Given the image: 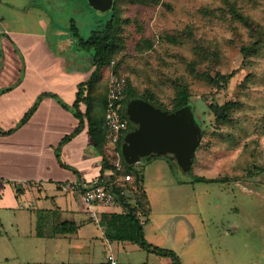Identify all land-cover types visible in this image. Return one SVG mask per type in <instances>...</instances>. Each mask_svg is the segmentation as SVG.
Returning <instances> with one entry per match:
<instances>
[{
  "label": "rangeland",
  "instance_id": "1",
  "mask_svg": "<svg viewBox=\"0 0 264 264\" xmlns=\"http://www.w3.org/2000/svg\"><path fill=\"white\" fill-rule=\"evenodd\" d=\"M85 1L86 12L74 14L72 6L53 12L62 31L75 24L87 37L106 25L111 10ZM117 6L120 42L98 76L100 89L119 73L137 93L148 90L172 109L178 89L187 87L203 133L188 168L172 155L131 167L129 199L143 195L150 207L146 239L174 250L181 264H264V0H122ZM254 43L256 52L245 57L242 47ZM235 69L228 82H217L219 73ZM228 101V118L219 119L210 103ZM191 173L216 180L191 181ZM94 228L76 243L60 241L59 255L69 250L70 256L53 263L38 261L42 254L28 229L0 225V264H108L111 254L119 264L172 261L130 240L108 243L101 227Z\"/></svg>",
  "mask_w": 264,
  "mask_h": 264
},
{
  "label": "crops",
  "instance_id": "2",
  "mask_svg": "<svg viewBox=\"0 0 264 264\" xmlns=\"http://www.w3.org/2000/svg\"><path fill=\"white\" fill-rule=\"evenodd\" d=\"M71 2L49 0L47 7L45 0H0V225L18 233L28 229L42 254L38 261L53 263L70 256L69 250L59 255L60 241L76 243L95 226L111 243L103 215L126 211L119 200L95 206L83 197L78 183L98 182L104 158L88 121L65 139L79 123V84L93 71L90 53L78 46L72 30L63 34L53 14L70 6L74 14L86 12L85 0ZM149 214L148 206L140 215L143 224Z\"/></svg>",
  "mask_w": 264,
  "mask_h": 264
},
{
  "label": "trees",
  "instance_id": "3",
  "mask_svg": "<svg viewBox=\"0 0 264 264\" xmlns=\"http://www.w3.org/2000/svg\"><path fill=\"white\" fill-rule=\"evenodd\" d=\"M122 0H113V4L110 8L111 17L107 21L106 25L101 29H94L91 31L89 36L85 37L80 33L78 26L72 24L73 34L78 40V46L85 49L91 58V63H94L95 69L92 71L91 77L86 82L79 84L78 98L75 103L76 116L79 119V123L75 131L66 136L68 139L78 133L88 121L91 132L94 136L96 146L98 150L103 154V164L101 169V174L98 179V183L104 184L110 188L115 194L117 199L122 202L125 207V212H113L109 214H104V220L108 228V237L110 239H120V240H130L149 252L162 253L172 257V261L169 264H181V259L179 255L172 249L161 247L159 245H154L149 242L144 234V224L140 219V215L148 211L146 207L145 196L139 195L134 204L130 202V196L127 194V189L132 188V181L125 179L127 174H132L131 167L134 166L133 162L128 163L122 155V142L125 133L133 127L132 122L127 118L124 113V107L122 109V115L129 121V129L121 134L120 140L116 147L115 153H110L108 150L107 138H106V120L105 112L108 97V87L101 88L97 83L101 78L99 74L101 70L108 65L111 58L116 55L117 46H119L120 36H119V23L121 21L120 9L117 4ZM73 20V19H72ZM256 44L246 45L242 47V51L245 57L250 56L252 53L256 52ZM237 70H233L228 73H219L217 82H228V80L236 74ZM99 78V79H98ZM190 91L187 87H180L174 98L175 106L171 110L178 108L190 109ZM143 97L153 102L154 104L166 108L154 100L153 95L150 91H146L143 94L137 93L133 88L130 87L129 82L127 86V92L123 105L132 98ZM85 103V111L81 109L79 102ZM211 107H214L215 113L219 119H227L228 111L231 107V102L228 101L223 105H213L210 103ZM31 109L23 118L25 122L32 113ZM196 122V120H195ZM197 123V122H196ZM201 143V142H200ZM200 145V144H199ZM198 145V146H199ZM121 160V169L117 167V160ZM123 177V180L119 182V179ZM216 178H208L202 175L191 173V181H214ZM141 189L142 187L139 186ZM145 194V193H144Z\"/></svg>",
  "mask_w": 264,
  "mask_h": 264
},
{
  "label": "water",
  "instance_id": "4",
  "mask_svg": "<svg viewBox=\"0 0 264 264\" xmlns=\"http://www.w3.org/2000/svg\"><path fill=\"white\" fill-rule=\"evenodd\" d=\"M98 9H110L113 0H89ZM124 113L132 122L122 142V155L128 162L143 157L172 155L185 167L193 163L195 151L202 140V130L190 109H165L143 97L126 102Z\"/></svg>",
  "mask_w": 264,
  "mask_h": 264
},
{
  "label": "built area",
  "instance_id": "5",
  "mask_svg": "<svg viewBox=\"0 0 264 264\" xmlns=\"http://www.w3.org/2000/svg\"><path fill=\"white\" fill-rule=\"evenodd\" d=\"M127 86L128 79L126 76L119 73H112L108 87L105 112L107 127L106 137L109 142L108 150L110 153L116 152V147L121 134L129 129V121L122 115V109L124 107L123 101L126 96ZM116 163L118 169H121V160L118 159ZM125 179L132 180V175L127 174ZM78 185L82 187L83 197L89 205L107 206L118 203L116 194L104 184L95 182L90 184L78 183ZM69 187V185L64 186V188ZM93 214L95 215L94 212ZM109 260L111 261V264H117V261L112 254L109 255Z\"/></svg>",
  "mask_w": 264,
  "mask_h": 264
}]
</instances>
